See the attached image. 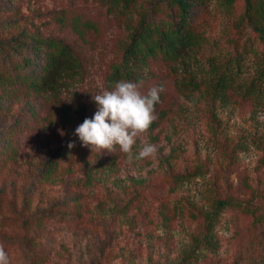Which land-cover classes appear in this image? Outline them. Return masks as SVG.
<instances>
[{
	"label": "rangeland",
	"instance_id": "obj_1",
	"mask_svg": "<svg viewBox=\"0 0 264 264\" xmlns=\"http://www.w3.org/2000/svg\"><path fill=\"white\" fill-rule=\"evenodd\" d=\"M154 3L0 0V41L23 44L0 53V243L10 264H264V91L251 86L264 82V0H196L195 42L128 60L142 17L171 27L169 6ZM52 38L71 46L77 72L45 90L4 75L36 54L30 42L43 41V60ZM121 80H143V94L164 88L133 146L157 152L131 164L119 146L92 152L75 135L98 110L93 95ZM209 224L215 243L197 245Z\"/></svg>",
	"mask_w": 264,
	"mask_h": 264
},
{
	"label": "trees",
	"instance_id": "obj_2",
	"mask_svg": "<svg viewBox=\"0 0 264 264\" xmlns=\"http://www.w3.org/2000/svg\"><path fill=\"white\" fill-rule=\"evenodd\" d=\"M115 2L129 5L130 0H115ZM158 3L169 6L170 16L173 17L171 27L164 28L161 23L154 20L152 18L154 13H149L142 17L139 26L133 28L131 42L125 50V57L128 60L145 61L148 56H154L158 51L180 53L182 48L185 49L189 44L195 42L197 32L192 28L191 18L196 6V0H156L155 6ZM259 30L264 35V25L260 26ZM21 43L20 41H15L12 46L8 41H0V53L5 52V46L12 47L14 51H18L23 47ZM42 44L43 41L41 40L30 42L29 46L36 54H26L14 66L15 69H18L14 74L6 72L4 75L7 78L16 77L30 80L37 89L45 90L56 87L64 77L77 72L79 62L67 42L55 38L50 39L45 52H42L43 60L39 58L37 61L36 55L42 51ZM10 55L11 52L7 56L10 57ZM21 67H24V69ZM118 72L119 70L116 73ZM229 80H231V77L224 75L219 77L216 84L225 87ZM251 86L253 87L252 90L264 91V82L258 85L252 82ZM52 162H54V156L45 164L41 171L43 174L47 175L52 172L54 168ZM227 201L219 200V206L225 205ZM211 235V225L209 224V232L204 235L200 242H197V245L200 243L213 245L215 242L210 237Z\"/></svg>",
	"mask_w": 264,
	"mask_h": 264
},
{
	"label": "clouds",
	"instance_id": "obj_3",
	"mask_svg": "<svg viewBox=\"0 0 264 264\" xmlns=\"http://www.w3.org/2000/svg\"><path fill=\"white\" fill-rule=\"evenodd\" d=\"M144 81L121 80L113 90H103L93 95L98 110L93 118H86L75 129L82 145L91 151L114 153L116 146L127 154V161L143 160L152 157L157 147L151 143H143L138 154L133 153L137 137L146 132L157 119L155 105L160 102L163 86H153L146 94L141 92ZM63 135V132H61ZM74 142L67 147L74 148ZM0 264H10L9 254L0 243Z\"/></svg>",
	"mask_w": 264,
	"mask_h": 264
}]
</instances>
